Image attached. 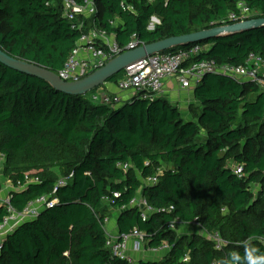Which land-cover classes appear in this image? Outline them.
Masks as SVG:
<instances>
[{
  "label": "trees",
  "instance_id": "1",
  "mask_svg": "<svg viewBox=\"0 0 264 264\" xmlns=\"http://www.w3.org/2000/svg\"><path fill=\"white\" fill-rule=\"evenodd\" d=\"M239 1L251 18L264 17V0L136 1V14L123 11L121 0H98L93 19L121 45L133 33L146 44L232 24ZM154 14L162 23L149 30ZM116 17L122 23L112 28ZM79 34L60 0H0V47L14 57L58 73ZM198 43L209 45L200 59L245 64L251 54L264 58V26ZM123 74L108 82L117 84ZM99 91L111 93L102 85L68 94L0 62L1 175L14 185L11 203L22 211L43 195L57 200L2 239L0 264H129L106 247L102 224L115 212L120 233L138 227L145 247H171L136 264H221L232 252L243 256L246 241L264 251V92L258 85L206 75L195 87L197 122L185 121L163 97L114 105L95 102ZM232 163L243 166L242 177ZM156 174L157 183L146 182ZM26 176L39 180L19 188ZM140 195L155 209L145 221L131 204ZM7 214L0 199V223ZM195 220L202 232L179 233ZM213 232L227 241L221 249L208 236Z\"/></svg>",
  "mask_w": 264,
  "mask_h": 264
},
{
  "label": "built area",
  "instance_id": "2",
  "mask_svg": "<svg viewBox=\"0 0 264 264\" xmlns=\"http://www.w3.org/2000/svg\"><path fill=\"white\" fill-rule=\"evenodd\" d=\"M60 1L63 16L70 22L71 28L80 33L64 66L57 73L63 80L71 82L81 80L121 53L145 44L139 39L137 33H133L129 42L126 45H121L114 32L99 26L93 19L99 11L98 0ZM136 1L148 4L155 2V0H121L120 6L123 11L136 14ZM238 9L239 12H232L229 15V20L232 23L252 19L253 12L244 1L238 2ZM110 23L111 27L115 28L122 21L116 17ZM161 23V18L154 14L150 18L148 29L155 30L157 25ZM208 47L209 45L197 43L176 52L149 55L124 69L123 77L116 84L119 92L99 91L92 95V99L97 103L114 105L138 98L153 101L164 91L165 82L170 78H177L183 88H192L198 85L206 75L213 73L231 77L240 83H254L264 91V58L261 55L251 54L245 64L241 65H219L215 59H200V55L206 52ZM125 92L131 93L127 100L123 96ZM122 166L126 170L130 167V164L124 163ZM234 173L242 177L244 173L243 166L237 165ZM38 180V178L26 176L24 183L19 182L18 187H24L28 183L37 182ZM158 180L156 174L148 177L146 182L155 184ZM60 183L62 184L63 181H60ZM3 193L4 190L0 189V199L7 207L8 214L0 223V250L2 239L18 225L27 219L37 217L43 209L53 207L57 203L55 198L43 195L31 201L22 211H17L11 203V192L6 196H3ZM113 195L117 197L119 193L113 192ZM131 204L140 208V216L144 221L149 218L150 213L155 211L154 207L143 196L133 199ZM172 208H169V210H172ZM109 220V217L105 218L102 224L106 233V247L111 250L114 256L127 260L129 264H136L139 261L137 257L130 253L132 242V250L137 253L147 251L156 255L171 248L168 243H163L159 247H145L144 233L138 227H135L130 233L112 234L108 230ZM194 225L200 228L197 220H195ZM170 227L176 228V222H172ZM208 236L215 241L217 249H221L227 243L219 232H213ZM183 260L187 261L188 258L185 257Z\"/></svg>",
  "mask_w": 264,
  "mask_h": 264
},
{
  "label": "water",
  "instance_id": "3",
  "mask_svg": "<svg viewBox=\"0 0 264 264\" xmlns=\"http://www.w3.org/2000/svg\"><path fill=\"white\" fill-rule=\"evenodd\" d=\"M262 26H264V17L252 18L244 22L218 25L210 29L171 36L155 42L146 43L135 49L121 53L86 77L73 82L63 80L56 72L39 64L14 57L1 47L0 62L20 72L42 78L51 83L58 90L72 95H82L104 85L109 79L122 72L126 67L149 55L161 53L178 45L198 43L225 33L240 32Z\"/></svg>",
  "mask_w": 264,
  "mask_h": 264
},
{
  "label": "crops",
  "instance_id": "4",
  "mask_svg": "<svg viewBox=\"0 0 264 264\" xmlns=\"http://www.w3.org/2000/svg\"><path fill=\"white\" fill-rule=\"evenodd\" d=\"M244 84H248V83H244ZM104 86L106 87V89L109 92H113V93L119 92L116 84H114L112 82H106L104 84ZM195 87L183 88L181 86L179 80H177V78L173 77V78L168 79L165 82L164 91L158 96V98L163 97L162 95L167 96V98H169V99L171 97V104L173 106L177 107L180 112H181V109H182L181 107L182 106H184L183 107L184 110H187L189 112L188 116H185L181 112L183 119H187L188 121H192V122H197L198 119L195 117L194 114H195L196 109H198V110L201 109V105H200L199 101L195 97ZM261 91H263V90H261ZM186 102H188V103L185 105ZM204 135H206V134L204 133ZM231 165L235 167L238 164L237 163H232ZM2 168H1V171H2ZM13 189H14V185H13V183H11V189L6 190V188H5V193L6 194L4 193L3 196H6ZM140 196H142V195H140ZM109 226H110V228L112 229V231L114 233H120L119 227H118V218L117 217H115V216L110 217V220L108 222V227ZM193 229H195L197 231L198 227L196 225L185 226V227H182L181 231L190 233V232H192ZM132 244H133V242L131 243V247H130L131 251H130V253L133 254V256L137 257L138 260L145 259V258L146 259L147 258L154 259L152 256H154L155 254L149 253L147 251L142 252V253L133 252ZM161 255H162V253L156 254L157 257H160Z\"/></svg>",
  "mask_w": 264,
  "mask_h": 264
},
{
  "label": "clouds",
  "instance_id": "5",
  "mask_svg": "<svg viewBox=\"0 0 264 264\" xmlns=\"http://www.w3.org/2000/svg\"><path fill=\"white\" fill-rule=\"evenodd\" d=\"M243 247V256L239 252H232L230 258L222 261L221 264H264V251L251 241H246Z\"/></svg>",
  "mask_w": 264,
  "mask_h": 264
},
{
  "label": "rangeland",
  "instance_id": "6",
  "mask_svg": "<svg viewBox=\"0 0 264 264\" xmlns=\"http://www.w3.org/2000/svg\"><path fill=\"white\" fill-rule=\"evenodd\" d=\"M122 95V94H121ZM131 95V93H127V92H125L124 94H123V96H124V98H126L125 100H127V98L129 97ZM163 96V98L164 99H166L168 102H170L171 103V97H170V99L169 98H167V96H165V95H162ZM251 96V98H253V96L254 95H250ZM188 102H186L185 103V105L187 104ZM183 107L184 106H182L181 108V112H182V114H184L185 116H188L189 115V112L187 111V110H184L183 109ZM185 112V113H184ZM185 121H188L187 119H184ZM201 138H205V135H204V133H202L201 134ZM3 164H4V160L1 158V162H0V169L3 167ZM0 178H1V181H2V184H3V190H4V193H5V188H6V190H9V189H11V182L10 181H8L6 178H4V177H2V175H1V170H0ZM3 193V194H4ZM6 194V193H5ZM117 214H118V212H115V217H117ZM181 229H182V227L179 229V233H181L182 231H181ZM108 230L112 233V234H117V233H114L113 231H112V229L110 228V226L108 227ZM184 231V230H183ZM198 232H202L201 230H195V229H193L192 230V232H190V233H198ZM189 233V232H188ZM203 235H206L205 233H203ZM151 257V256H150ZM153 258H158L156 255H154V256H152ZM151 257V258H152ZM146 259V258H145ZM147 259H149V258H147Z\"/></svg>",
  "mask_w": 264,
  "mask_h": 264
}]
</instances>
